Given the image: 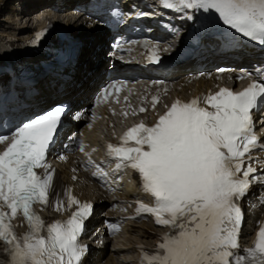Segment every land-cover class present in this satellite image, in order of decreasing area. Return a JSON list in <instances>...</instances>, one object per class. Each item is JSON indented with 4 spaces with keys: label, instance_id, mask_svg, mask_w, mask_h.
<instances>
[{
    "label": "snow or ice",
    "instance_id": "obj_1",
    "mask_svg": "<svg viewBox=\"0 0 264 264\" xmlns=\"http://www.w3.org/2000/svg\"><path fill=\"white\" fill-rule=\"evenodd\" d=\"M162 5L202 10L264 45V0H162ZM160 60L155 52L150 57L154 63ZM262 99L264 83L255 81L238 92L224 87L189 102L177 99L153 126L141 122L127 129L120 145H108L116 170H135L142 190L154 199L153 206L138 202L137 215L150 213L157 225L171 229L151 254L140 246L142 264H264V225L252 247L239 244L240 201L253 185L264 184L255 167H244L260 139L253 112ZM65 111L59 105L27 120L11 132L10 142L8 135H0V143L7 142L0 152V241L5 244L0 264H82L88 251L79 237L90 203L81 204L65 190L69 206L79 205L66 221L46 222L33 209L35 203L47 207L51 197L56 211L63 208L46 156ZM40 168L43 175L36 171ZM19 213L28 224L20 235L11 223Z\"/></svg>",
    "mask_w": 264,
    "mask_h": 264
},
{
    "label": "bare ground",
    "instance_id": "obj_2",
    "mask_svg": "<svg viewBox=\"0 0 264 264\" xmlns=\"http://www.w3.org/2000/svg\"><path fill=\"white\" fill-rule=\"evenodd\" d=\"M9 0H0V5L8 2ZM38 0H28L27 11L31 10L32 7L36 6ZM12 2V1H11ZM67 2V1H66ZM20 18V17H19ZM15 19L14 21H8L9 27L11 30L19 31L21 27H25L21 18ZM3 30H1L2 32ZM101 38L96 41V43H100ZM94 48V45L91 48L85 49L83 54L79 57L81 61V65L76 69L73 74L72 80L70 83L63 85L61 88L56 86H44L45 84H40L38 89L36 90V95L29 97L26 102L30 104L36 105L43 104V101H47L48 98L55 96L56 98L64 97V98H77L87 95L94 87L95 83L99 81V70L102 68V62L100 64V68H97L93 65L92 60H97L99 52L91 51ZM88 55H91L93 58H89ZM75 95H78L74 97ZM42 101V102H40ZM55 101V100H53ZM53 101H47L48 104L53 103ZM44 103L43 105H47ZM41 106V105H39ZM44 106V107H45ZM101 121L102 125L96 126L92 128L91 131H88L84 134V141L91 143L92 145H97L100 141L99 133L101 130L107 127L109 120L105 116V114L101 113ZM81 158L82 153L78 154ZM84 176L82 175V178ZM128 177H122V180H125L123 183V189L127 194L131 195L134 192L135 187L132 182L126 180ZM90 193L96 194L94 189H89ZM125 234H132L129 239H121L118 240V237H114L112 239H105L104 245H107L106 248V256L104 259L98 257L91 258L89 260V264H135L136 250L134 248L135 243H143L148 244L153 241L150 235L142 233L140 231H135L132 226L128 225L125 228Z\"/></svg>",
    "mask_w": 264,
    "mask_h": 264
},
{
    "label": "rangeland",
    "instance_id": "obj_3",
    "mask_svg": "<svg viewBox=\"0 0 264 264\" xmlns=\"http://www.w3.org/2000/svg\"><path fill=\"white\" fill-rule=\"evenodd\" d=\"M12 4L16 6V1L12 0ZM6 5L3 6L2 10L5 11V14H3L2 17L6 19V21H14L16 19V15L13 13V8L11 10H8Z\"/></svg>",
    "mask_w": 264,
    "mask_h": 264
}]
</instances>
